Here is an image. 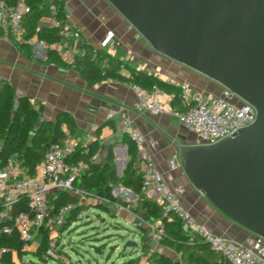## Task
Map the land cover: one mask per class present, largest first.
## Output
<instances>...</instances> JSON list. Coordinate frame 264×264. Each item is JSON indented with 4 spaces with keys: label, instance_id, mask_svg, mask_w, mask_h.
<instances>
[{
    "label": "crops",
    "instance_id": "0c3cea01",
    "mask_svg": "<svg viewBox=\"0 0 264 264\" xmlns=\"http://www.w3.org/2000/svg\"><path fill=\"white\" fill-rule=\"evenodd\" d=\"M64 11L66 21L80 29L84 43L95 49H103L110 58L123 62L118 70L121 75L130 77L131 69L142 70L175 85L188 82L206 93H221L223 86L220 83L157 52L108 0H64ZM52 19V15L46 16L39 24L51 26ZM35 39L31 43L33 56L30 58L19 50L17 40L0 34V83L3 79L7 80L15 88L17 97H27L32 106L39 110V117L43 122H55L62 111L70 113L76 122L73 136L79 145H97L92 156L97 162H106L109 152L106 147L116 140L118 147L113 148V153L117 176L122 175L130 160L127 143L123 141L124 134L129 135L128 131L142 134L145 149L165 178L173 185L184 187L183 204L198 221L237 241H244L252 234L223 214L205 196L199 195L185 175L183 167L171 169V158L176 154L181 157L180 146L196 143L197 136L194 133L169 114H154L139 109L134 84L128 80L116 77L89 84L74 68L42 64L40 60H44L46 54L42 47L36 45ZM161 94L163 97L170 95L162 90ZM125 119L131 121L127 129H123ZM62 128L65 130L67 126L63 125ZM140 160L138 155L139 167ZM81 163L84 162H78ZM118 183L121 182L112 186L114 193L122 190L132 194L134 216L141 218L136 212L137 193L122 184L118 187ZM75 196L85 205L87 202L98 203L94 198L80 199L78 195ZM120 210L128 212L124 208ZM173 216L174 214H170L169 217ZM157 221L143 220L137 223L136 229H143L147 234L145 243L149 252L145 254L142 242V252L132 256H141L138 264L149 263L148 255L156 250L170 256L175 264H180L178 259L181 254L153 239L152 225ZM40 243L41 236L37 244L33 243L30 249L23 251L36 254ZM25 256L26 254L24 258ZM12 260V264H22L16 250L12 251ZM0 264L7 263L0 261Z\"/></svg>",
    "mask_w": 264,
    "mask_h": 264
},
{
    "label": "built area",
    "instance_id": "2783aa9c",
    "mask_svg": "<svg viewBox=\"0 0 264 264\" xmlns=\"http://www.w3.org/2000/svg\"><path fill=\"white\" fill-rule=\"evenodd\" d=\"M51 8L55 13V7ZM29 11L30 7L25 0H18L14 5L8 4L7 0H0V34L28 43H33V39L36 38V45L42 47L45 54L47 48H51L68 64L75 63L86 53V43L82 40L80 29L67 21H59L54 16L51 26L59 28L60 38L57 41L48 44L45 40L39 39L37 33L29 39L26 38L27 29L23 19ZM39 28L40 24L36 31ZM178 86L179 102L174 106L171 94L163 97L159 88L148 90L134 84L137 106L144 111L154 114L165 113L176 118L188 131L197 136L196 143L209 145L219 142L239 128L253 123L257 118L256 108L227 87L223 86L219 94H212L196 89L188 82L180 83ZM130 123V120L125 119L123 129H127ZM128 133L135 142L141 158L142 191L163 204L164 216L177 215L183 222L184 230L190 235V240L194 241L199 237L207 242L224 264H264V237L252 233L244 241H237L226 234L213 231L198 221L192 211L183 204L184 187L173 185L165 178L164 173L145 149L144 136L135 131ZM78 145L73 134L65 129L61 141L52 142L46 147L44 158L37 164L34 174H30L28 168L21 163L17 152L11 154L5 161L0 157V221L4 222L1 230L10 234L12 229L16 228L23 250L30 249L34 239L40 235V229L44 228L49 230L50 238L45 257L57 260L62 258L61 228L71 215L75 203L66 202L55 207L54 200L59 198L61 192H70L78 195L80 199L107 200L104 197H94L88 191L74 186V179L87 166L85 163H68V158ZM181 161L180 155H174L170 160L171 169L183 167ZM21 196L29 200V210H21L14 214L13 207ZM152 229L153 239L159 241L165 233L162 220L152 225ZM5 251V248H0V256Z\"/></svg>",
    "mask_w": 264,
    "mask_h": 264
},
{
    "label": "water",
    "instance_id": "95a60500",
    "mask_svg": "<svg viewBox=\"0 0 264 264\" xmlns=\"http://www.w3.org/2000/svg\"><path fill=\"white\" fill-rule=\"evenodd\" d=\"M108 1L157 52L256 108V120L229 137L180 148L195 191L264 237V0ZM42 123L39 117L34 134ZM111 146L118 147L116 140Z\"/></svg>",
    "mask_w": 264,
    "mask_h": 264
},
{
    "label": "trees",
    "instance_id": "16d2710c",
    "mask_svg": "<svg viewBox=\"0 0 264 264\" xmlns=\"http://www.w3.org/2000/svg\"><path fill=\"white\" fill-rule=\"evenodd\" d=\"M17 1L7 0L10 5L16 4ZM25 2L30 7V11L24 15L23 19V24L27 29L26 38L29 39L37 33V37L45 40L48 44L57 41L60 38L58 27L40 25L38 31H36V27L42 18L49 15L54 16L59 21H66L64 0H25ZM52 6L55 7V13L51 8ZM16 44L24 55L32 58L33 48L31 43L16 41ZM85 47L86 53L73 64L64 62L59 54L51 48H47L46 58L40 60V62L42 64H57L61 67L74 68L80 72L89 84L117 77L148 90L159 88L171 94L172 104L174 106L178 105L180 94L178 85L164 81L152 73L136 69H131L132 75L125 77L118 72L121 65H123L121 60L110 58L103 49H95L87 44ZM38 120L39 110L32 106L27 97L17 98L15 88L10 82L3 79L0 83V140L2 141L0 157L2 161H5L11 154L17 152L21 163L28 168L30 174L35 173L37 164L43 160L46 147L52 142L63 139V125H66L72 134L76 130L74 117L67 111L60 112L55 122L44 121L37 133L34 134ZM123 138L128 146L130 160L120 176L116 174L113 146L109 149L106 162L102 163L94 161L92 158L97 150L95 143L87 146L78 145L68 158V163L78 164L79 161H83L87 164V167H85L82 174L74 179V186L88 191L94 197H104L110 203H115L116 200L112 195L111 188L113 184L120 181L124 187L137 193L136 212L143 220L149 222L162 220L165 233L159 242L181 254L186 259L185 264H224L221 257L210 248L207 242L199 237L194 241L190 240V235L184 230L183 222L177 215L174 214L171 219L164 216L163 204L142 191V172L138 166L136 144L128 134H124ZM97 200L100 208L107 210L106 203L103 200ZM66 202L75 203V207L61 229L69 227L75 220L79 219V214L86 208L84 203H80L75 195L67 191L61 192L59 198L54 200V205L57 207ZM21 210H29V200L25 196H21L19 202L14 205L13 213L16 214ZM3 224L4 222L0 221V248H5L6 251L1 256L0 261L12 264V251L16 250L22 264H28L24 260V255L27 253L22 249L18 230L13 228L10 234H6L1 230ZM139 233L144 243L143 250H146L145 239L147 234L144 233L143 229L139 230ZM39 234L41 243L36 256L41 260H47L44 253L49 246V230L41 228ZM95 248L97 251L102 252L104 246L100 245ZM140 257V255L133 256L122 264H138ZM150 258L153 259L152 264H175L170 256L156 250L151 252Z\"/></svg>",
    "mask_w": 264,
    "mask_h": 264
},
{
    "label": "rangeland",
    "instance_id": "374dc122",
    "mask_svg": "<svg viewBox=\"0 0 264 264\" xmlns=\"http://www.w3.org/2000/svg\"><path fill=\"white\" fill-rule=\"evenodd\" d=\"M119 186L121 187V183H118ZM113 187L111 192L116 201L110 203L105 200L107 210L101 209L96 202H87L85 210L79 216L81 218L63 229L61 241L63 253L60 260L49 257L47 260H41L32 252H28L24 260L28 264H96L97 261L98 264H122L131 259L132 254L142 252L140 229H136V225L143 220L134 216L132 209L134 198L132 194L122 190H116L114 193ZM123 208L128 212H122L120 209ZM144 224L146 225L145 222ZM39 240L40 235L34 239V244ZM100 245L104 246L102 252L95 248ZM148 252L145 250L146 255ZM150 256L151 253L148 260L152 264L153 259ZM86 259L91 261L88 263ZM178 260L180 264L186 263L183 256Z\"/></svg>",
    "mask_w": 264,
    "mask_h": 264
}]
</instances>
